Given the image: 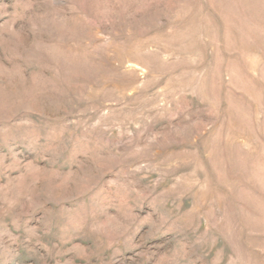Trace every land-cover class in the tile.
Wrapping results in <instances>:
<instances>
[{
	"label": "rangeland",
	"instance_id": "obj_1",
	"mask_svg": "<svg viewBox=\"0 0 264 264\" xmlns=\"http://www.w3.org/2000/svg\"><path fill=\"white\" fill-rule=\"evenodd\" d=\"M0 264H264V0H0Z\"/></svg>",
	"mask_w": 264,
	"mask_h": 264
}]
</instances>
